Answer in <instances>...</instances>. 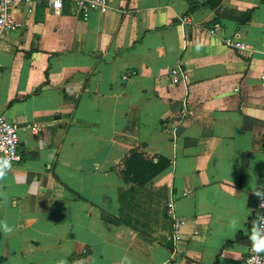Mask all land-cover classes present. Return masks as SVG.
<instances>
[{"label":"crops","instance_id":"0c3cea01","mask_svg":"<svg viewBox=\"0 0 264 264\" xmlns=\"http://www.w3.org/2000/svg\"><path fill=\"white\" fill-rule=\"evenodd\" d=\"M108 5L86 21L67 5L11 10L0 116L28 128L0 178V264H244L247 195L264 196V0ZM233 36L245 50L223 45ZM129 151L168 166L124 182Z\"/></svg>","mask_w":264,"mask_h":264},{"label":"built area","instance_id":"2783aa9c","mask_svg":"<svg viewBox=\"0 0 264 264\" xmlns=\"http://www.w3.org/2000/svg\"><path fill=\"white\" fill-rule=\"evenodd\" d=\"M58 0H0V39L1 37L13 30L16 27V23L13 20L11 10L15 6H23L26 13H31L35 5L41 4L46 10L52 14L58 15L65 5L71 8L73 15L80 18L82 21H86L92 12L104 14L108 10L109 0H59L60 7H56ZM177 22L180 25L192 26V23L187 16H180L177 18ZM209 34H213V29L207 30ZM223 45L225 47L236 49L239 51L245 50L243 43L239 42L237 36L226 37L223 39ZM132 72L125 73L121 76L122 80L132 76ZM169 80L171 84H177L179 81V73L176 69H172L169 73ZM258 86L260 91L264 94V65L258 75ZM188 112L184 109H180L179 117L183 119L187 116ZM28 127H16L8 123L3 117L0 116V158H6L10 161V165L17 162L20 159L18 152V131L25 130ZM33 131L37 129L32 127ZM256 211L258 216L255 220V224L260 223L261 218H264V196H260L257 201ZM165 214L172 221L171 233L168 240L174 242L180 239L181 220L175 216L173 212V203L167 201L165 204ZM260 227L264 229V223H260ZM244 264H262L261 253H256L252 249V243L245 255Z\"/></svg>","mask_w":264,"mask_h":264},{"label":"trees","instance_id":"16d2710c","mask_svg":"<svg viewBox=\"0 0 264 264\" xmlns=\"http://www.w3.org/2000/svg\"><path fill=\"white\" fill-rule=\"evenodd\" d=\"M121 163L124 182L139 185L146 184L168 166V161L162 158H156L155 161L142 160L141 154L136 151H129Z\"/></svg>","mask_w":264,"mask_h":264},{"label":"clouds","instance_id":"9594fccd","mask_svg":"<svg viewBox=\"0 0 264 264\" xmlns=\"http://www.w3.org/2000/svg\"><path fill=\"white\" fill-rule=\"evenodd\" d=\"M56 7H60L59 0ZM10 161L6 158H0V178H3L6 175L7 170L10 169ZM260 223H264V218H261ZM260 223L255 224L251 228L250 239L252 241V249L256 253L264 252V229L260 227ZM233 226H235V221H233ZM12 229L9 228L6 224L4 225L5 234L11 233ZM60 264H65L62 260Z\"/></svg>","mask_w":264,"mask_h":264},{"label":"water","instance_id":"95a60500","mask_svg":"<svg viewBox=\"0 0 264 264\" xmlns=\"http://www.w3.org/2000/svg\"><path fill=\"white\" fill-rule=\"evenodd\" d=\"M258 198L259 195L256 193H249L247 195V207L252 211L256 209Z\"/></svg>","mask_w":264,"mask_h":264}]
</instances>
